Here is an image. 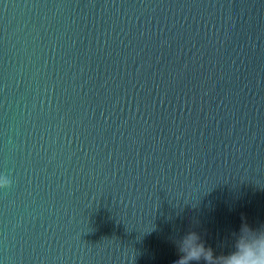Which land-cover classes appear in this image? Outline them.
<instances>
[{"label": "water", "instance_id": "water-1", "mask_svg": "<svg viewBox=\"0 0 264 264\" xmlns=\"http://www.w3.org/2000/svg\"><path fill=\"white\" fill-rule=\"evenodd\" d=\"M243 224L264 0H0V264H175Z\"/></svg>", "mask_w": 264, "mask_h": 264}, {"label": "clouds", "instance_id": "clouds-1", "mask_svg": "<svg viewBox=\"0 0 264 264\" xmlns=\"http://www.w3.org/2000/svg\"><path fill=\"white\" fill-rule=\"evenodd\" d=\"M176 247L179 258L175 264H264V227L253 229L243 224L232 250L219 256L195 232L180 238Z\"/></svg>", "mask_w": 264, "mask_h": 264}]
</instances>
